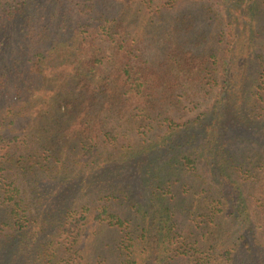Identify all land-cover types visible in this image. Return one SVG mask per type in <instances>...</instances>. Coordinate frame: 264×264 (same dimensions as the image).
<instances>
[{"label":"trees","instance_id":"16d2710c","mask_svg":"<svg viewBox=\"0 0 264 264\" xmlns=\"http://www.w3.org/2000/svg\"><path fill=\"white\" fill-rule=\"evenodd\" d=\"M214 1L0 0V264H264V0Z\"/></svg>","mask_w":264,"mask_h":264},{"label":"rangeland","instance_id":"374dc122","mask_svg":"<svg viewBox=\"0 0 264 264\" xmlns=\"http://www.w3.org/2000/svg\"><path fill=\"white\" fill-rule=\"evenodd\" d=\"M209 0H202V2H208ZM213 3H214V8L216 9V10H221L222 8L218 5V3L216 2V1H214V0H211ZM144 41V43H143V45H144V49H153L152 48V40L151 39H147V40H143ZM221 49H222V46H221V48H220V52H218V54L219 55H221ZM110 51L111 50H107V53L108 54H110L111 55V53H110ZM209 104H210V102H209Z\"/></svg>","mask_w":264,"mask_h":264}]
</instances>
